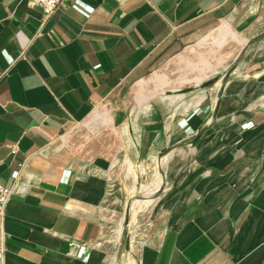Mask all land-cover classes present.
I'll return each instance as SVG.
<instances>
[{"label":"crops","instance_id":"obj_1","mask_svg":"<svg viewBox=\"0 0 264 264\" xmlns=\"http://www.w3.org/2000/svg\"><path fill=\"white\" fill-rule=\"evenodd\" d=\"M134 85L159 123L128 151L151 155L149 178L128 162L110 185L105 162L92 178L54 156ZM0 182L1 264H264V0H64L49 15L0 0Z\"/></svg>","mask_w":264,"mask_h":264},{"label":"rangeland","instance_id":"obj_2","mask_svg":"<svg viewBox=\"0 0 264 264\" xmlns=\"http://www.w3.org/2000/svg\"><path fill=\"white\" fill-rule=\"evenodd\" d=\"M158 76V74H154ZM154 75H150L146 80L150 82V87L153 90V96L156 93L161 92L157 89L155 83H151L154 80ZM204 74H191L188 75L190 79H198ZM258 76V75H254ZM240 74L232 73L227 75V78H233L239 80ZM175 74L169 73L168 80L174 82ZM160 78H158V81ZM196 83L193 79L192 82L185 83L186 86ZM138 85H134L128 89H124L120 92V97L115 102L106 101L104 104L95 107L91 112L87 120L82 123H78L68 133L60 136L52 143L53 146H57V154L54 156L61 162L73 167L77 172L87 174L92 178H97V162L98 159L101 162H105L106 168L103 170L101 167V178L108 180L110 185L113 181L123 182L125 175L129 172L124 167L128 162H132L137 170L132 173L136 174L137 185L141 180L150 177L151 169L155 167L154 160L149 158L145 159L144 155H136L129 153V148L134 150L135 147H147L154 145L156 139L151 137L146 130L152 128V124L159 123L154 122L155 111L154 107L147 106L145 103L144 91L138 89ZM150 94H148V97ZM102 112L101 118H98V112ZM153 122V123H152ZM155 128V125L154 127ZM64 139V140H63ZM156 144V143H155ZM124 169V170H123ZM150 169V172L145 171ZM149 176V177H148ZM128 182V181H126ZM127 185V184H126ZM113 188L112 186L110 187ZM116 190L124 191L128 193V187L118 184L114 187ZM138 193L142 192V186H137ZM127 204V203H126ZM106 209V219H123L125 203L105 202L102 203ZM117 206V210L120 213L113 214L108 212L112 210L113 206ZM90 211L94 216L97 215L96 207H91ZM101 211H103L101 209ZM132 211V210H131ZM103 212H101V218ZM134 223L136 224V220ZM128 224H126V231L128 232ZM127 240H135L134 237H128ZM125 237V235H124Z\"/></svg>","mask_w":264,"mask_h":264},{"label":"built area","instance_id":"obj_3","mask_svg":"<svg viewBox=\"0 0 264 264\" xmlns=\"http://www.w3.org/2000/svg\"><path fill=\"white\" fill-rule=\"evenodd\" d=\"M31 4L41 7L45 15H49L64 0H28ZM11 189L0 182V215H2L5 205L10 197ZM0 250L2 248L0 247ZM1 264V262H0Z\"/></svg>","mask_w":264,"mask_h":264}]
</instances>
